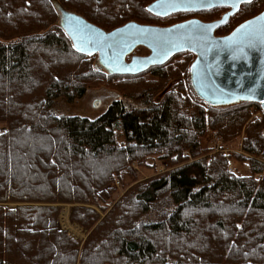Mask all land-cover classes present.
Wrapping results in <instances>:
<instances>
[{
  "label": "trees",
  "instance_id": "16d2710c",
  "mask_svg": "<svg viewBox=\"0 0 264 264\" xmlns=\"http://www.w3.org/2000/svg\"><path fill=\"white\" fill-rule=\"evenodd\" d=\"M152 1L0 0V264H264L260 105L198 97L189 51L138 74H109L58 23V6L106 31L222 11L161 17L147 10ZM263 8L264 0L242 4L216 35ZM94 84L117 92L100 116L52 113L56 99L73 102ZM209 132L224 144L204 145ZM239 138L249 157L222 150ZM230 159L249 174L233 172ZM135 166L152 173L139 176ZM115 181L123 193L111 201ZM163 198L157 219L142 221ZM58 204L73 205L69 218L87 229L84 242L58 228Z\"/></svg>",
  "mask_w": 264,
  "mask_h": 264
},
{
  "label": "water",
  "instance_id": "95a60500",
  "mask_svg": "<svg viewBox=\"0 0 264 264\" xmlns=\"http://www.w3.org/2000/svg\"><path fill=\"white\" fill-rule=\"evenodd\" d=\"M251 1L154 0L147 10L161 17L180 11L229 9L212 21L191 18L168 26L129 21L110 31L58 6V23L74 49L86 56L96 55L98 67L109 74H138L189 51L195 55L189 80L198 97L214 106L255 102L264 113V10L228 34L215 35V29L240 4ZM138 47L148 53L134 54Z\"/></svg>",
  "mask_w": 264,
  "mask_h": 264
},
{
  "label": "rangeland",
  "instance_id": "374dc122",
  "mask_svg": "<svg viewBox=\"0 0 264 264\" xmlns=\"http://www.w3.org/2000/svg\"><path fill=\"white\" fill-rule=\"evenodd\" d=\"M221 13H219L217 17H219ZM192 17H196L197 19H200V20H210V19H205L201 16H192ZM147 53L148 51L144 49L143 47L142 48L138 47L134 51V54H137V55H145ZM116 95H117V92L109 88L108 86H105L104 84H96V85L94 84V85L89 86V88L87 89L83 97H81L80 99H76L73 102H67L66 100L62 98L56 99L53 102L51 111L55 116H58V117L76 115V116L86 117L89 119H95L105 111L107 106L116 97ZM134 104L136 103L133 101H130L128 103V106L130 107ZM253 116L256 117L258 120H261L262 118V114L259 111L254 113ZM4 126L5 124L0 122V133L2 132ZM201 141L203 142L204 145L209 146V147L211 146L220 147L222 144H224L221 137L215 136V134H213L212 132H209L207 135H205ZM240 143H241V138L236 140L234 144L230 146H225V148H223L222 150L225 153L231 152V153L240 154L241 156H244V157H249L250 155H248L241 149ZM152 162L154 161L149 160L148 165L151 166ZM229 163H230L229 167L233 172L237 174H241V175L249 174L248 165L246 163H239L233 159H230ZM156 165H157L156 166L157 171H162L164 169V165L162 162H157ZM135 169L138 171L139 176L141 175L145 176V175L152 173V170L150 169H141L136 166H135ZM110 187H113L115 189L114 193L110 196L111 201L118 198L123 193V188L120 186V183L114 182L113 185H111ZM163 202H166V199L163 198L160 202V205L159 204L153 205L151 210L148 213L144 214L141 220L144 222H151V221L156 220L157 215L161 211V209L166 207L165 204H163ZM57 206L59 208L58 219L60 218L63 221L65 217L66 218L68 217V219L70 220L69 214L71 212L73 205L58 204ZM67 209L69 210L68 216L66 215L63 219V212H64L63 210H67ZM70 222L75 225L73 226V229H75L74 235L78 237L81 243L84 242V240L86 239L88 235L87 229L84 228L78 222H72L71 220ZM57 226H58V220H57Z\"/></svg>",
  "mask_w": 264,
  "mask_h": 264
},
{
  "label": "flooded vegetation",
  "instance_id": "af4514ba",
  "mask_svg": "<svg viewBox=\"0 0 264 264\" xmlns=\"http://www.w3.org/2000/svg\"><path fill=\"white\" fill-rule=\"evenodd\" d=\"M246 3H248V2H246ZM242 4H244V3H242ZM242 4H240L239 9H240V7H241ZM215 8H222V13L220 14V16H219V17H215V18L210 19V20H202V21H212V20H215V19H219V18L221 17V15H222L223 13H225V12L229 9L228 7H215ZM212 9H213V8H212ZM239 9H238V10H239ZM208 10H209V9H208ZM238 10H237V11H238ZM263 10H264V8H263L261 11H263ZM201 11H202V10H201ZM237 11H236V12H237ZM261 11H259V12H257L256 14H254V15H252V16L246 18V19H244L243 21H245V20H247V19H249V18H251V17L257 15V14L260 13ZM180 12H191V11H180ZM236 12H235V13H236ZM235 13H234V14H235ZM234 14H233V15H234ZM233 15H231L230 17H232ZM230 17H229V19H230ZM191 18H196V17H190V18H188V19H191ZM229 19H228V20H229ZM186 20H187V19H186ZM228 20H227V22H228ZM183 21H184V20H183ZM243 21H241V22H243ZM180 22H181V21H180ZM227 22H226V23H227ZM241 22H239L238 24H240ZM177 23H178V22H177ZM174 24H175V23H174ZM224 24H225V23H224ZM224 24H223V25H224ZM238 24H237V25H238ZM237 25H235L233 28H235ZM221 26H222V25H221ZM221 26H219V27H221ZM219 27H218V28H219ZM218 28L215 29V35H216V30H217ZM233 28H232L230 31H232ZM230 31H229V32H230ZM229 32H227L226 34H228ZM223 35H225V34H223ZM218 36H221V35H218Z\"/></svg>",
  "mask_w": 264,
  "mask_h": 264
},
{
  "label": "built area",
  "instance_id": "2783aa9c",
  "mask_svg": "<svg viewBox=\"0 0 264 264\" xmlns=\"http://www.w3.org/2000/svg\"><path fill=\"white\" fill-rule=\"evenodd\" d=\"M115 183H119V182L115 181ZM63 222H64V220L62 221L60 218L58 219V228L67 231L70 234V236H72L74 239H78V237H76L74 235L75 229H73V226H75V225L72 224L69 219H67V221H66L67 224H65V225L63 224Z\"/></svg>",
  "mask_w": 264,
  "mask_h": 264
},
{
  "label": "snow or ice",
  "instance_id": "6c2138e0",
  "mask_svg": "<svg viewBox=\"0 0 264 264\" xmlns=\"http://www.w3.org/2000/svg\"><path fill=\"white\" fill-rule=\"evenodd\" d=\"M149 10H151V9H149ZM235 58V57H234Z\"/></svg>",
  "mask_w": 264,
  "mask_h": 264
}]
</instances>
